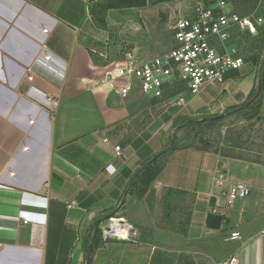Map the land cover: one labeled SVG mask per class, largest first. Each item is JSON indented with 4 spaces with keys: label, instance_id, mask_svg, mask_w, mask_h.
Masks as SVG:
<instances>
[{
    "label": "crops",
    "instance_id": "obj_1",
    "mask_svg": "<svg viewBox=\"0 0 264 264\" xmlns=\"http://www.w3.org/2000/svg\"><path fill=\"white\" fill-rule=\"evenodd\" d=\"M102 1L0 0V264H213L233 255L264 264V175L241 179L252 192L229 206L211 154L172 142L192 118L248 101L263 65L255 46L234 28L229 45L244 64L199 94L177 76L163 98L138 85L122 96L121 65L101 62L112 50L95 19ZM150 40L141 61L157 55ZM147 165L158 172L140 196ZM70 199L79 206L68 208ZM211 212L219 228L207 224ZM114 216L134 223L137 242L104 237ZM97 220L101 241L88 252ZM234 231L240 237L229 238Z\"/></svg>",
    "mask_w": 264,
    "mask_h": 264
},
{
    "label": "rangeland",
    "instance_id": "obj_2",
    "mask_svg": "<svg viewBox=\"0 0 264 264\" xmlns=\"http://www.w3.org/2000/svg\"><path fill=\"white\" fill-rule=\"evenodd\" d=\"M228 1V10L251 15L254 20L263 18V22L256 23L257 33L251 34L246 29L239 32L242 40H250L255 46L256 63L259 66L263 63L259 85L248 101L240 106L222 114L192 118L175 134L172 142L178 143V148L188 146L195 152L208 151L212 160L218 163L214 173L219 169L226 171L234 180H244L264 175V0ZM145 2L140 7L115 8L112 17L105 19L100 26L108 31L110 49L112 47L108 59L101 58L104 65L111 62L113 69H117L123 60L131 56V59L141 61L140 58L145 56L141 54L142 49L149 38L153 39L155 54L168 49L172 44L168 29L170 22L177 17L192 15L195 11V0ZM220 159L236 164L229 166L224 161L220 165Z\"/></svg>",
    "mask_w": 264,
    "mask_h": 264
},
{
    "label": "built area",
    "instance_id": "obj_3",
    "mask_svg": "<svg viewBox=\"0 0 264 264\" xmlns=\"http://www.w3.org/2000/svg\"><path fill=\"white\" fill-rule=\"evenodd\" d=\"M228 0H195V11L192 15L181 16L170 22L168 29L172 35L171 46L159 54L145 60H128L118 68L116 78H122L119 88L122 96L131 93L136 85L145 95L163 98L166 87L172 84L175 77L185 80L192 94H199L202 87L209 83L223 82L230 70L239 69L245 62L244 57L235 46L228 43L234 28L248 29L257 33L256 23L263 22L262 17L256 20L251 15H241L228 10ZM32 79V76H28ZM54 105L57 99H50ZM178 103H184L181 97ZM103 141L108 143L109 139ZM117 157L123 156L121 144L113 146ZM214 185L224 189L227 204L234 205L237 200L245 199L252 192V186L246 181L231 179L226 171L217 170L213 178ZM68 208L79 206L76 199L67 201ZM28 223V219L23 220ZM264 233V227L262 228ZM103 235L105 238L121 237L129 241L139 240V229L125 218L112 217ZM240 237L234 231L229 238ZM213 264H239L236 255L215 260Z\"/></svg>",
    "mask_w": 264,
    "mask_h": 264
},
{
    "label": "trees",
    "instance_id": "obj_4",
    "mask_svg": "<svg viewBox=\"0 0 264 264\" xmlns=\"http://www.w3.org/2000/svg\"><path fill=\"white\" fill-rule=\"evenodd\" d=\"M146 2L145 0H104L99 4L98 7V16L95 17L97 20L98 24L101 26L104 23V20L106 19L105 14L108 9L110 8H123V7H140L145 5ZM102 17V18H100ZM157 155L153 156L150 158L149 162L154 160ZM158 169L151 167L150 165H147L144 172L143 176L144 178L142 179L141 183L143 184V187L139 190V195L142 196L146 190L149 188L150 184L152 181L156 178L157 176V171ZM99 223V220L96 221L95 223V237L93 239L92 246L90 247L89 251L95 247L98 246L100 241H101V235L102 232L96 227V224ZM89 264V258L87 259V263Z\"/></svg>",
    "mask_w": 264,
    "mask_h": 264
},
{
    "label": "water",
    "instance_id": "obj_5",
    "mask_svg": "<svg viewBox=\"0 0 264 264\" xmlns=\"http://www.w3.org/2000/svg\"><path fill=\"white\" fill-rule=\"evenodd\" d=\"M222 221V216L217 213H209L207 216V224L212 228H219Z\"/></svg>",
    "mask_w": 264,
    "mask_h": 264
}]
</instances>
